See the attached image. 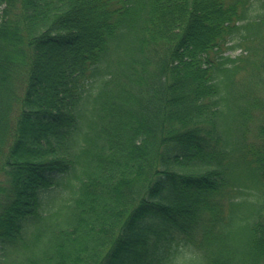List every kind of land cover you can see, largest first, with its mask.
<instances>
[{
    "label": "trees",
    "instance_id": "1",
    "mask_svg": "<svg viewBox=\"0 0 264 264\" xmlns=\"http://www.w3.org/2000/svg\"><path fill=\"white\" fill-rule=\"evenodd\" d=\"M0 264H264V0H0Z\"/></svg>",
    "mask_w": 264,
    "mask_h": 264
},
{
    "label": "rangeland",
    "instance_id": "2",
    "mask_svg": "<svg viewBox=\"0 0 264 264\" xmlns=\"http://www.w3.org/2000/svg\"><path fill=\"white\" fill-rule=\"evenodd\" d=\"M181 253L185 254V255H191L193 253V251L190 249V247H186L184 248Z\"/></svg>",
    "mask_w": 264,
    "mask_h": 264
}]
</instances>
